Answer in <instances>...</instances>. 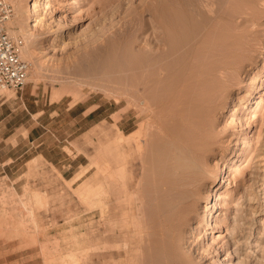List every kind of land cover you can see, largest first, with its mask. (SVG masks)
<instances>
[{"label":"bare ground","instance_id":"obj_1","mask_svg":"<svg viewBox=\"0 0 264 264\" xmlns=\"http://www.w3.org/2000/svg\"><path fill=\"white\" fill-rule=\"evenodd\" d=\"M10 2L15 12L8 29L16 35V28L26 30L24 16L34 21L50 0H29L28 7L22 0ZM144 12L141 42L135 46L137 39L129 34L126 61H117L108 49L97 68L101 79L111 82L115 134L106 144L99 141L95 173L76 191L87 210L96 211L95 227L73 235L66 252L55 245L48 253L51 264H86L91 251L102 264H204L215 256L205 243L207 226L219 225L213 208L235 205L234 193L220 191L222 171L231 180L232 167L219 125L223 110L236 101L242 74L257 61L264 0H156ZM27 52L25 59L32 55ZM256 89L251 105L259 101ZM244 147L233 155H242ZM217 153L225 159L223 168L212 163ZM43 196L36 194L41 202ZM234 222L238 238L244 224ZM230 241L228 250L236 249L225 261L242 263L240 243Z\"/></svg>","mask_w":264,"mask_h":264},{"label":"rangeland","instance_id":"obj_2","mask_svg":"<svg viewBox=\"0 0 264 264\" xmlns=\"http://www.w3.org/2000/svg\"><path fill=\"white\" fill-rule=\"evenodd\" d=\"M28 1L22 0V4L28 7ZM154 1L50 0L48 7L41 6L42 14L34 21L29 22L28 15L24 16L23 33L19 28L15 29L16 35L9 31L24 40L22 53L31 49L32 55L26 57L31 67L23 88L0 87V118L4 119L6 135L7 129L21 126V136L25 138L19 144H13L16 140L2 142L0 264H51L48 253L55 245L62 251L68 250L73 235L95 227L96 211L87 210L76 191L95 173L92 160L99 141L106 144L108 137L115 134L114 94H111V82L108 85L106 79H101L103 74L99 75L102 70L97 71L98 64L106 58L108 49L116 53L115 59L120 60L117 61H126V46L132 37L141 38L144 26L141 19L147 16L144 10ZM10 3L15 12V3ZM8 27L11 29L9 24ZM129 34H133L131 38ZM260 40L257 61L247 66L241 87L234 94L235 103L229 102L221 115L219 127L224 130L226 161L232 169L229 170L231 180L222 171L220 191L234 193L231 203L235 205H228V209L213 208V221L218 215L219 225L207 226L205 243L211 244L215 256L204 264H214L213 261L228 264L225 261L228 251L236 249L228 250L230 245L225 242L230 239L231 243L232 240L237 245L240 243V264H264V96L261 95L264 92V33ZM136 41L135 46L141 39ZM255 87L260 91L259 101L251 105L248 99ZM32 125L43 131L48 128V149L30 146L26 136L27 128ZM242 147L243 154L234 156V151ZM213 160L214 166L219 162L223 168L225 159L220 153ZM136 170H141L140 161ZM77 175L81 177L77 179ZM36 194H46L44 202L37 200ZM213 201L219 200L214 196ZM234 221L244 224L237 233L238 238L232 233ZM16 223L21 226L17 228ZM89 255L86 264H102L98 253L91 251ZM231 256L237 263L236 253ZM106 258H111V254H106Z\"/></svg>","mask_w":264,"mask_h":264},{"label":"built area","instance_id":"obj_3","mask_svg":"<svg viewBox=\"0 0 264 264\" xmlns=\"http://www.w3.org/2000/svg\"><path fill=\"white\" fill-rule=\"evenodd\" d=\"M13 15V5L0 0V87L18 90L27 82L31 64L22 56L24 40L8 30Z\"/></svg>","mask_w":264,"mask_h":264},{"label":"crops","instance_id":"obj_4","mask_svg":"<svg viewBox=\"0 0 264 264\" xmlns=\"http://www.w3.org/2000/svg\"><path fill=\"white\" fill-rule=\"evenodd\" d=\"M23 97V94L22 96ZM91 114V113H90ZM5 122L3 117L0 118V156L4 155V146L2 145V142L8 140V141H15L17 143L13 144H19L22 139L25 140L24 137L21 136V126H14L12 129H7L8 134L6 135V128H5ZM28 142L30 146H35L34 148L36 149L37 147L44 146L46 149H48V128L45 127V130L43 131L42 129L39 130L37 125H32L29 128H27V136ZM15 145H13L14 147ZM42 155L44 157H48V154L46 152H42ZM0 165L4 166V160H0ZM0 175H2V171H0ZM3 177V176H2Z\"/></svg>","mask_w":264,"mask_h":264}]
</instances>
